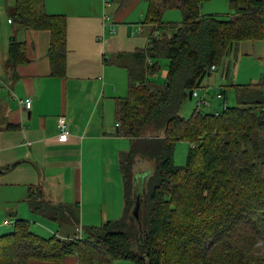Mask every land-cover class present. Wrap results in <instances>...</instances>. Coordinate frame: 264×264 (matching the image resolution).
Here are the masks:
<instances>
[{
    "label": "trees",
    "instance_id": "obj_1",
    "mask_svg": "<svg viewBox=\"0 0 264 264\" xmlns=\"http://www.w3.org/2000/svg\"><path fill=\"white\" fill-rule=\"evenodd\" d=\"M145 1L156 32L134 53L142 70L129 71L128 94L116 102L118 134L130 140L119 160L122 217L84 228L79 240L77 208L49 202L33 188L30 209L75 234L44 238L18 220L0 236V264L60 263L70 256L80 264H264V161L257 143L264 133V83L235 86L236 106L217 114L195 109L189 119L180 116L189 92L201 87L231 45L262 38L264 0H236L229 20L201 16L200 5L209 0ZM170 9L181 11L180 24L163 23ZM12 12L25 29L50 31L51 74L62 76L64 17L46 14L42 0H17ZM9 58L23 63V45L12 43ZM160 58L168 61L167 76L156 87L146 74L160 70ZM178 142L189 145L181 167L172 163ZM143 161L154 162V169L144 193L130 198L128 173Z\"/></svg>",
    "mask_w": 264,
    "mask_h": 264
},
{
    "label": "crops",
    "instance_id": "obj_2",
    "mask_svg": "<svg viewBox=\"0 0 264 264\" xmlns=\"http://www.w3.org/2000/svg\"><path fill=\"white\" fill-rule=\"evenodd\" d=\"M16 1L0 0V236L18 220L40 237L73 235L72 228L60 229L30 209L33 188L49 202L77 208L81 236L84 228L123 215L119 160L130 140L118 134L116 102L128 94L129 71L142 70L134 53L145 50L156 31L147 21L145 0H108V6L105 0H42L46 14L63 16L66 23L65 72L54 76L50 31L25 29L15 21ZM14 42L23 45L25 60L17 65L9 58ZM162 75L167 76V68ZM208 87L218 91L210 96L205 87L211 109L214 100H222V110L225 87ZM27 98L30 109L18 103ZM61 117L68 125L65 141L59 140ZM28 264L80 263L70 256L60 263Z\"/></svg>",
    "mask_w": 264,
    "mask_h": 264
},
{
    "label": "rangeland",
    "instance_id": "obj_3",
    "mask_svg": "<svg viewBox=\"0 0 264 264\" xmlns=\"http://www.w3.org/2000/svg\"><path fill=\"white\" fill-rule=\"evenodd\" d=\"M235 8L229 0H209L202 2L200 5L201 12L213 14L221 20H229L233 17ZM162 21L164 24H180L182 22V13L178 9H170L163 13ZM236 44V45H235ZM233 50H228L226 55H223L220 61L217 71L211 76L206 77L202 82V87L210 89V96H213L214 88L208 86H224V98L228 107L236 106L235 86H243L249 84L264 83V24H263V36L258 40L242 41L234 43ZM160 70L155 75L147 76L146 79L151 85L161 86L164 83L163 69L166 70L168 61L166 58L158 59ZM226 74L225 78L223 75ZM228 86V87H227ZM233 86V87H230ZM209 99V96L207 95ZM223 101L214 100L213 109L196 107V100L186 99L180 109V116L184 119H189L193 114L194 109H198L202 113H211L214 111H220L223 107ZM258 149L261 155V160L264 161V133L260 134L257 138ZM189 145L185 142L176 143L172 155V163L174 166L181 167L186 162ZM154 169V162L143 161L137 162L133 168V173H128L129 182V197L134 194L141 196L145 190V179L152 173ZM57 230V228H56ZM84 233V229L82 230ZM63 235V233L60 232ZM75 234V232L73 233ZM73 236V235H72ZM82 236V235H81ZM76 239L81 240L79 234ZM30 262V261H29ZM28 262V263H29ZM27 263V264H28ZM211 262L210 264H214ZM112 264H133L128 261H115ZM199 264H201L199 262Z\"/></svg>",
    "mask_w": 264,
    "mask_h": 264
},
{
    "label": "built area",
    "instance_id": "obj_4",
    "mask_svg": "<svg viewBox=\"0 0 264 264\" xmlns=\"http://www.w3.org/2000/svg\"><path fill=\"white\" fill-rule=\"evenodd\" d=\"M105 5L106 6L109 5L108 0H105ZM211 71H215V67H212ZM191 93H192L191 99L196 100V107L198 108H201V107L210 108L211 107V102L207 99V89L206 88L201 86L191 91ZM18 103L24 109H30L32 105V100L30 98H27L24 100H19ZM58 129L60 131L59 140L65 141L69 136V132H68L67 122L63 117L58 119Z\"/></svg>",
    "mask_w": 264,
    "mask_h": 264
},
{
    "label": "water",
    "instance_id": "obj_5",
    "mask_svg": "<svg viewBox=\"0 0 264 264\" xmlns=\"http://www.w3.org/2000/svg\"><path fill=\"white\" fill-rule=\"evenodd\" d=\"M229 1L230 2H235L236 0H229ZM191 95H192V93L189 92V94H188V99L189 100H191ZM138 211H139V203L136 204L135 209L132 212L133 217L136 218V219L138 218Z\"/></svg>",
    "mask_w": 264,
    "mask_h": 264
}]
</instances>
